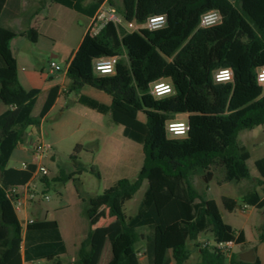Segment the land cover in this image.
<instances>
[{"label":"trees","instance_id":"16d2710c","mask_svg":"<svg viewBox=\"0 0 264 264\" xmlns=\"http://www.w3.org/2000/svg\"><path fill=\"white\" fill-rule=\"evenodd\" d=\"M53 1L87 15H94L106 1L127 22L144 23L156 14L167 16L166 26L160 29L128 30L110 21L99 33L88 31L67 69L69 92L79 94L82 105L108 115L112 124L123 125V134L142 144L144 162L135 179L121 178L105 190L107 206L116 219L91 227L74 262L61 259L67 247L57 220L38 218L24 230L7 190L28 182L35 166L21 169L9 164L27 140V128L39 126L51 109L58 87L48 92L35 115L40 90L22 85L10 43L17 35L37 42L39 35L33 28L21 31L12 26L8 21L17 7L10 12L8 0H0V20L3 14L7 16L4 24L0 21V102L7 106L0 113V264L42 259L50 264H99L105 244H115L122 235L129 237L130 250L114 256L108 264H141L142 249L148 264H169V254L175 264H262L258 256L249 262L239 254L227 256L218 248L200 244L198 260H189L190 244L203 233L218 242L237 238L215 199L203 197L192 176L197 170L210 172L212 166H219L225 170L224 181L251 178V153L238 141V135L242 129L264 125V87L256 83L257 72L264 67V0ZM47 6L46 0H39L28 16L45 11ZM212 9L221 12L222 21L199 26L201 15ZM113 55L119 56L115 73L99 74L94 59ZM223 67L233 69L232 81L215 80V71ZM161 78L170 79L175 91L155 97L150 85ZM86 86L102 91L110 101L84 93ZM177 114L188 115L190 128L182 138L171 137L167 129V121ZM80 148L76 146V150ZM255 165L259 184L264 185V155ZM155 168L177 179V186L147 187L137 212L127 216L125 203ZM81 173L82 169L62 172L57 179L79 181L74 175ZM42 180L50 185L47 176ZM243 201L264 208V195L257 188L245 194ZM222 203L230 211L238 205L228 196L222 197ZM90 205L86 203L83 210L87 218L94 215Z\"/></svg>","mask_w":264,"mask_h":264},{"label":"rangeland","instance_id":"374dc122","mask_svg":"<svg viewBox=\"0 0 264 264\" xmlns=\"http://www.w3.org/2000/svg\"><path fill=\"white\" fill-rule=\"evenodd\" d=\"M27 52L28 54L25 55V65L27 67H35L39 70L40 74L46 76V72H41L42 61L35 59L29 51ZM65 59L66 56H61L58 59L62 67L65 65ZM20 73L23 76V71H20ZM91 88L88 87L87 90H92ZM94 90L96 91L97 89ZM43 99L44 97L40 96L34 110L35 115L39 114ZM2 106L3 103L0 102V111ZM84 107L80 103L73 106H58L50 113L49 117L42 121L41 126H34V136H41L44 141L51 143L53 146L48 158L45 160V164L50 170L47 176L50 180V185L45 188L49 199H44L38 205H35V207H38L40 211L47 214L48 218L60 221L69 249L62 256L64 261L72 258L75 251L73 236L69 237L66 234L67 228H82L88 224V218L83 213L85 204H94L97 212L103 213L100 217L101 225H107V217L110 213H107L106 209L107 198L104 195L105 190L121 178L128 177L135 179L144 162L141 143L124 136L122 133L119 134L117 125H108V116L101 115L102 120L93 118L84 112ZM92 112L95 111L92 110ZM28 131H31V129ZM182 137L177 136L176 138ZM238 141L250 151L251 158L248 164L251 173H255L257 171L255 160L264 155V125L242 129L239 132ZM77 145H81L79 150H76ZM73 155H76L77 158L73 159ZM74 160L77 161V164L74 163ZM11 163L21 165L16 160H12ZM78 169H82V173L76 174L74 177L79 178V181L69 179L64 182L57 179L62 175V172L69 174ZM224 174L225 170L223 168L212 166L210 172L197 170L192 178L193 181L195 179L198 181L194 182V184L202 194H205L206 191L201 187L206 182L210 183L212 189L210 195L217 202L224 221L233 226L237 232H240L237 235L233 253L241 256V253L253 249L250 244L240 246L245 237L251 238L255 236L258 240L255 243L258 245L261 244L260 241L263 240L261 237L264 235V208L257 209L246 204L243 201L242 195L256 188H260V192L264 195V185L259 184L256 173L249 179L232 182L224 181ZM174 179V177L164 175L159 168H155L150 178L144 180L134 197L126 202L123 209L125 214L130 216L137 212L147 187L173 189L177 186V181ZM159 186H162V188ZM41 189L43 190L44 188L41 187ZM221 195L238 197V205L233 211L224 207ZM245 205H247V209L243 211ZM92 207L93 205H90V208ZM29 211L31 217L38 215L34 213V208L31 205ZM19 213L24 222L25 213ZM124 236L125 238L127 237L126 235ZM207 238L212 239L213 236L203 233L195 242L190 244L192 255L189 263H194L198 260L197 244L201 245L203 240ZM121 245L122 242L119 241L117 247ZM126 249H129V247ZM256 252H258L257 249ZM119 253L120 250L118 249L117 255ZM139 256L142 264H148L143 249L139 253ZM106 262V256H104L100 264H106ZM169 264H175L171 257Z\"/></svg>","mask_w":264,"mask_h":264},{"label":"crops","instance_id":"0c3cea01","mask_svg":"<svg viewBox=\"0 0 264 264\" xmlns=\"http://www.w3.org/2000/svg\"><path fill=\"white\" fill-rule=\"evenodd\" d=\"M88 1L90 0H87V2ZM46 2L48 4L47 9L43 12L37 13L31 18L28 16V12L31 11L33 8H35L39 4V0H8V6H7L10 12L13 10L15 6L17 7L15 15H13L10 21H8L12 26H14L16 29L21 30V31L26 30L28 28H33L38 32V35H39L37 42H32L29 38L25 36H21V35H17L11 40V43H10L11 50L17 62L18 75H19V79L22 85L27 90L35 89V88L39 89L40 90L39 98L40 96H43L44 99L47 97L48 92L52 88L58 87L57 98L54 104L52 105L51 109L49 110V112L42 119V121L46 119L47 117H49L50 113L58 106H69V105L73 106V105L79 104L78 102L79 94H76L75 92H69L70 82L67 77V69H68L71 59L73 58L74 54L78 50L85 34L90 30V27L92 24V18L94 16V15L84 14L74 8H71L59 2H55L53 0H46ZM6 18L7 16L3 14L0 20L1 24L5 23ZM0 31H3V30L1 29ZM27 51H29L30 54H32L35 59L42 61L43 66L41 68V72L42 73L46 72L47 73L46 76H43V74H40L38 72L39 70L36 69L35 67H27L25 65V55L28 54ZM61 56H64V57L66 56L65 65H63V67L58 62L59 61L58 59ZM51 60H55L59 68L52 72H49ZM20 71H23V76H21ZM88 87L90 86H86L83 89L84 93L88 92L87 94L98 97L101 100H104L107 102L110 101L109 97L105 93L103 94L102 92H99L97 90L95 91L93 88H91L92 90H87ZM6 109H7V106L3 104L0 113L5 111ZM92 110L93 109L89 107H86V106L84 107V112L87 115L93 118H99L102 120L101 115H105V114L99 113L96 110H93L95 112H92ZM105 116H108V115H105ZM187 118H188L187 114H177L174 117L175 120H184ZM42 121L39 126L42 125ZM108 125H116V124H112L110 120L108 119ZM117 127H118V133L123 134L124 126L119 124L117 125ZM30 129L31 131H28ZM34 129H35L34 126H30L27 128V134H28L27 140L28 139L30 140L31 137L34 135L35 133ZM30 159H31L30 151L23 144H21L18 147L17 152L15 153L14 158L12 160H16L18 163H21L22 161H26ZM12 160L10 161L9 166L20 168L21 165L12 164L11 163ZM255 173L257 174L258 179H259L260 178L259 171L257 170ZM255 173H251V177ZM174 180L177 181V179H174ZM194 182H198V181L195 179L193 183ZM41 187L45 189L47 187V183L43 181ZM201 188L204 189L206 193L202 194L197 189L200 194H202L206 199H213V197H211L210 195L212 189H211L209 182L208 183L206 182L204 186H202ZM258 190L260 191V188H258ZM223 196H228V195H221V198ZM242 196L244 197V195ZM228 197H232V196H228ZM232 198L238 201V197H232ZM33 203L35 204L33 205ZM39 203L40 202L29 203L26 206L25 210L22 211L25 213L24 222L22 221L20 217V213L17 212L18 217L21 221V224L24 227V230H26V220L29 218L55 220L54 218H48L47 214L40 211L38 207H35V205H38ZM106 204H107V199H106ZM30 205L34 208V213L38 214L36 217L30 216V211H29ZM92 209L94 210V215L91 218H88L87 225H85L82 228H73V229L67 228L66 234L69 237L73 236V245L75 248L73 257L67 261H64L62 259V256L66 254L69 249H68L64 231L62 229V225L60 221L58 220L60 231L66 243V247H67L66 253L61 255V259L64 262H74L78 258V253H79L81 243L88 236V233L91 227L95 228L97 226H101L100 217L103 215V213H98L97 210L94 208V204H93ZM106 209H107V213H110L108 206H106ZM115 219H116V216L110 213L109 216L107 217L108 224ZM239 233L240 232L238 231L237 235ZM261 238L263 239L262 241H260L261 244L257 245L255 242L258 240L255 236L251 238L245 237L242 240L240 246L250 244L253 249H257L258 252H255L256 256L260 258L263 264L264 263V235H262ZM119 241L122 242V245L120 247H117V244ZM236 241H237V238L234 242L236 243ZM142 246L143 245H141L140 247ZM128 247L130 249V239L128 236L125 238L124 235L119 237V239L117 240L115 244H111L110 242H107L104 246L100 261L102 260L104 256H106V260H107L106 264H108V262L114 256H117L118 249L120 250V253H121L124 250L129 251V249H126ZM243 253H241V255ZM170 255L171 254H169V257H171ZM41 263L50 264V262L45 259L38 260L32 263L24 262V264H41ZM140 263L142 264L141 258H140Z\"/></svg>","mask_w":264,"mask_h":264},{"label":"built area","instance_id":"2783aa9c","mask_svg":"<svg viewBox=\"0 0 264 264\" xmlns=\"http://www.w3.org/2000/svg\"><path fill=\"white\" fill-rule=\"evenodd\" d=\"M114 22L117 26H125L128 30H136L141 27L149 29H160L166 26L167 16L165 14H156L150 16L144 23L136 21L127 22L117 12V9L106 1L100 5L92 18L90 30L92 33H99L108 22ZM222 21V14L218 9H212L203 13L200 17L199 26L210 27L219 24ZM119 56H104L96 58L93 61L94 68L99 74H113L116 71V64ZM59 66L55 60L50 61L49 72L58 69ZM264 74V67H261L257 72V78ZM234 72L231 67L219 68L214 73V78L217 82H229L233 80ZM264 87V85H262ZM175 91L172 81L168 78H161L151 83L150 93L155 97H162L172 94ZM189 122L187 119L167 121V129L171 137L185 136L189 131ZM31 153V159L21 162V169H28L31 165L35 166L32 177L28 182L22 185L11 186L7 193L11 198L12 203L17 212L25 210L26 206L31 202H41L44 199L48 200L49 195L45 189H41L42 179L49 175L50 170L45 164L53 146L46 142L40 136H32L31 139L22 143ZM247 209V205L243 207V211ZM35 219L29 218L26 220V225L33 222ZM202 246L218 248L224 251L227 256L233 253L235 242L225 241L218 242L214 238L203 240Z\"/></svg>","mask_w":264,"mask_h":264},{"label":"water","instance_id":"95a60500","mask_svg":"<svg viewBox=\"0 0 264 264\" xmlns=\"http://www.w3.org/2000/svg\"><path fill=\"white\" fill-rule=\"evenodd\" d=\"M241 258L245 261L253 262L256 259L254 249H249L241 255Z\"/></svg>","mask_w":264,"mask_h":264},{"label":"clouds","instance_id":"9594fccd","mask_svg":"<svg viewBox=\"0 0 264 264\" xmlns=\"http://www.w3.org/2000/svg\"><path fill=\"white\" fill-rule=\"evenodd\" d=\"M258 86L264 85V74H261L256 81Z\"/></svg>","mask_w":264,"mask_h":264}]
</instances>
